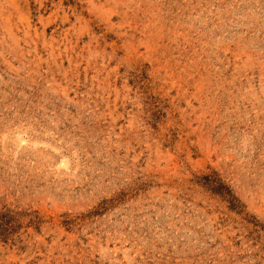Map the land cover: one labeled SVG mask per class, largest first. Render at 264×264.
I'll return each mask as SVG.
<instances>
[{
  "label": "rangeland",
  "instance_id": "obj_1",
  "mask_svg": "<svg viewBox=\"0 0 264 264\" xmlns=\"http://www.w3.org/2000/svg\"><path fill=\"white\" fill-rule=\"evenodd\" d=\"M0 264H264V0H0Z\"/></svg>",
  "mask_w": 264,
  "mask_h": 264
},
{
  "label": "trees",
  "instance_id": "obj_2",
  "mask_svg": "<svg viewBox=\"0 0 264 264\" xmlns=\"http://www.w3.org/2000/svg\"><path fill=\"white\" fill-rule=\"evenodd\" d=\"M211 183H213V188H211V192L221 196L222 198H225L229 203V208L231 210L233 211L235 210L236 212L239 213L242 212L241 206L239 205L237 198L233 196V194L231 193L228 187L221 184L219 180ZM1 232L4 233L3 230H1Z\"/></svg>",
  "mask_w": 264,
  "mask_h": 264
}]
</instances>
